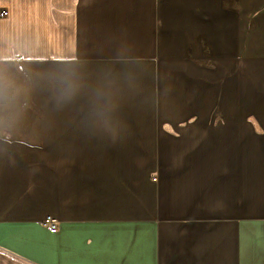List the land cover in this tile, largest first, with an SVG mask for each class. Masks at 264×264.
<instances>
[{
	"label": "crops",
	"instance_id": "crops-1",
	"mask_svg": "<svg viewBox=\"0 0 264 264\" xmlns=\"http://www.w3.org/2000/svg\"><path fill=\"white\" fill-rule=\"evenodd\" d=\"M1 11L0 264H264V0Z\"/></svg>",
	"mask_w": 264,
	"mask_h": 264
},
{
	"label": "clouds",
	"instance_id": "clouds-1",
	"mask_svg": "<svg viewBox=\"0 0 264 264\" xmlns=\"http://www.w3.org/2000/svg\"><path fill=\"white\" fill-rule=\"evenodd\" d=\"M82 78L77 71L68 70L55 79L56 101L58 105L72 100L83 87ZM108 86H105L107 88ZM105 88L93 91L92 110L98 119H105L110 111V94Z\"/></svg>",
	"mask_w": 264,
	"mask_h": 264
},
{
	"label": "rangeland",
	"instance_id": "rangeland-1",
	"mask_svg": "<svg viewBox=\"0 0 264 264\" xmlns=\"http://www.w3.org/2000/svg\"><path fill=\"white\" fill-rule=\"evenodd\" d=\"M179 58H182V57H179ZM193 62L194 63H197V62L200 63L199 61H195V60ZM237 62H238V60H237ZM203 63H204L203 65H204V70L205 71H207L208 69H210V65H211V56H210V54H206L205 55V59H204V62ZM208 76H210V71H208L207 73H205V79H207ZM205 84L208 85V83H205ZM203 110L205 112L209 113V115H210V111H212L210 101L204 103Z\"/></svg>",
	"mask_w": 264,
	"mask_h": 264
},
{
	"label": "built area",
	"instance_id": "built-area-1",
	"mask_svg": "<svg viewBox=\"0 0 264 264\" xmlns=\"http://www.w3.org/2000/svg\"><path fill=\"white\" fill-rule=\"evenodd\" d=\"M6 14H7L6 11H1V12H0V17H4ZM55 227H56V226H55L54 223H51V224H50V228H51L52 230H54Z\"/></svg>",
	"mask_w": 264,
	"mask_h": 264
}]
</instances>
